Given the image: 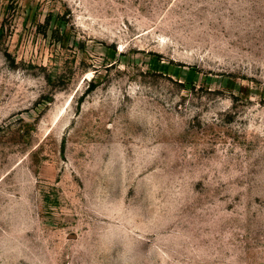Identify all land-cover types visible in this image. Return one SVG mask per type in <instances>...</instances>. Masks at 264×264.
<instances>
[{
  "label": "rangeland",
  "instance_id": "1",
  "mask_svg": "<svg viewBox=\"0 0 264 264\" xmlns=\"http://www.w3.org/2000/svg\"><path fill=\"white\" fill-rule=\"evenodd\" d=\"M0 264H264V0H0Z\"/></svg>",
  "mask_w": 264,
  "mask_h": 264
}]
</instances>
